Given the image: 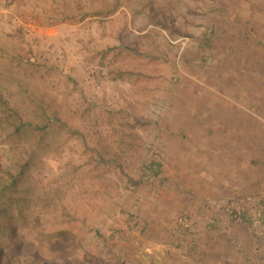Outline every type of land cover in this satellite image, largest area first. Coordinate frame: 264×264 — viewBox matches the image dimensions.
<instances>
[{"label":"rangeland","instance_id":"obj_1","mask_svg":"<svg viewBox=\"0 0 264 264\" xmlns=\"http://www.w3.org/2000/svg\"><path fill=\"white\" fill-rule=\"evenodd\" d=\"M230 98L264 128V0H0V264H264V179H199Z\"/></svg>","mask_w":264,"mask_h":264},{"label":"crops","instance_id":"obj_2","mask_svg":"<svg viewBox=\"0 0 264 264\" xmlns=\"http://www.w3.org/2000/svg\"><path fill=\"white\" fill-rule=\"evenodd\" d=\"M231 99L224 100L227 106L225 108L218 104L214 113H211L213 116L212 124L204 126L199 136L200 145L203 148L197 161L198 164L203 165L200 168L203 175H199V179L207 184L210 183L209 180H212L216 187H221L224 184L222 180H227L226 186L229 188L228 194H222L224 190H218V193L214 192L212 196L207 195L214 203L208 212H221V207L225 206V200L237 208L240 206L239 202L242 201L244 193L248 190L257 191L263 185L264 128L254 129L255 119L249 112L251 107L238 106L232 108L231 102L233 101ZM246 104L245 102L244 105ZM207 111L210 113V109ZM206 143L212 145L209 146ZM210 149H214V151ZM253 154L255 156L261 155V158L254 161V158L252 159ZM254 169L260 170V174H257ZM211 171H218L219 173L223 171L224 174L213 175ZM226 196H228L227 199Z\"/></svg>","mask_w":264,"mask_h":264},{"label":"built area","instance_id":"obj_3","mask_svg":"<svg viewBox=\"0 0 264 264\" xmlns=\"http://www.w3.org/2000/svg\"><path fill=\"white\" fill-rule=\"evenodd\" d=\"M264 191L258 195H248L245 197V210H248L250 217V226L254 230L257 241L260 244L258 249V258L264 261ZM234 209V207H232ZM231 208V211L233 209ZM237 214H240L239 207L235 208ZM178 222L182 225H188L187 219L179 218Z\"/></svg>","mask_w":264,"mask_h":264},{"label":"trees","instance_id":"obj_4","mask_svg":"<svg viewBox=\"0 0 264 264\" xmlns=\"http://www.w3.org/2000/svg\"><path fill=\"white\" fill-rule=\"evenodd\" d=\"M157 166H158V164H157Z\"/></svg>","mask_w":264,"mask_h":264}]
</instances>
